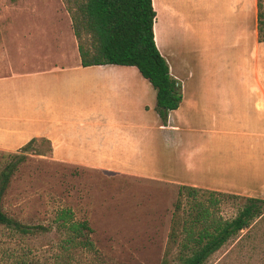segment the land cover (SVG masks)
<instances>
[{
	"label": "crops",
	"instance_id": "crops-1",
	"mask_svg": "<svg viewBox=\"0 0 264 264\" xmlns=\"http://www.w3.org/2000/svg\"><path fill=\"white\" fill-rule=\"evenodd\" d=\"M36 1L0 0V150L16 151L32 138H46L55 161L159 179L142 162L158 154L165 138L175 134L183 147L186 140L192 143L198 127L208 128L210 154L190 174L166 180L264 198L258 0H152L156 43L183 92L167 124L156 110L150 80L134 73L135 66H83L81 58L72 60L75 40L62 48L61 41L49 39L53 22L36 17ZM52 3L55 19L70 34V13L56 9L61 0ZM76 44L79 51L77 38ZM192 57L194 67L188 63ZM123 69L133 73L117 74ZM225 128L232 137L246 136L248 158L224 162L217 157ZM134 161L140 165L129 167ZM224 168L233 172L231 178L217 177Z\"/></svg>",
	"mask_w": 264,
	"mask_h": 264
},
{
	"label": "rangeland",
	"instance_id": "rangeland-1",
	"mask_svg": "<svg viewBox=\"0 0 264 264\" xmlns=\"http://www.w3.org/2000/svg\"><path fill=\"white\" fill-rule=\"evenodd\" d=\"M54 1L37 0L36 17L40 19L43 15L42 18L53 22L54 30L48 32L49 39L59 44L61 41L60 47L68 48L74 39L76 57H72V60H80L73 31L69 34L62 20L55 19ZM67 7V0H61L56 9L69 12ZM188 60L194 67V58ZM133 68L131 70L136 73L138 69ZM124 70L117 74L133 73ZM201 117L204 116H200L202 124ZM207 131L208 128L198 127L192 132L195 133L192 143L186 140L187 144L183 147H180L178 138L175 142V134L168 135L162 141L163 147L159 146L158 154L142 162L150 168L149 174L160 180L129 175L119 170L55 161L50 156L48 142L42 139L27 150H0V174L8 164L20 159L3 196V209L23 223L43 224L48 228L23 235L0 225V264H13L22 258L28 264H160L168 249L175 203L182 185L166 179L190 174L193 165L205 154H210L206 146L209 144ZM218 140L217 157L224 162L249 157L246 136L232 137L230 129L225 128ZM135 164L140 165L134 161L128 166H137ZM110 165L119 167L122 164ZM225 169L217 177L231 178L233 172ZM208 197L210 194L207 192L199 195L202 199ZM182 202L185 209L180 212L184 218L191 201L183 196ZM243 202V198L227 197L218 204L216 213L233 217ZM61 207L72 208L75 219L89 221L93 228L90 237L95 244L94 249L81 245L67 248L66 237L69 233L54 221L56 211ZM179 234L181 241L185 233L180 229ZM178 250V246L171 250L173 259H176ZM205 264H264V217L241 230Z\"/></svg>",
	"mask_w": 264,
	"mask_h": 264
},
{
	"label": "trees",
	"instance_id": "trees-1",
	"mask_svg": "<svg viewBox=\"0 0 264 264\" xmlns=\"http://www.w3.org/2000/svg\"><path fill=\"white\" fill-rule=\"evenodd\" d=\"M72 19V28L78 40V49L83 66L115 64L135 66L150 80L157 91L156 110L167 124L169 114L183 101L181 82L170 70V64L161 53L155 40L154 22L156 11L152 0H67ZM264 1L258 0V36L264 41ZM48 142L49 139L41 138ZM38 138H32L22 146L29 149ZM39 153L44 154L40 151ZM20 159L11 162L0 174V225L23 235L47 230L43 224H26L9 215L2 206L3 196L9 187ZM209 193L206 199L200 194ZM218 194V195H215ZM191 201L184 218L182 197ZM227 197L243 198L238 212L233 217L217 214L218 204ZM183 206V208H182ZM172 230L166 254L160 264H205L207 260L241 230L264 217V198L242 196L202 187L182 184L175 203ZM54 221L68 231L67 248L81 245L94 249L90 237L93 228L87 219L77 220L70 207L56 211ZM180 229L185 237L180 241ZM178 246L176 259L171 250ZM13 264H28L25 258Z\"/></svg>",
	"mask_w": 264,
	"mask_h": 264
}]
</instances>
